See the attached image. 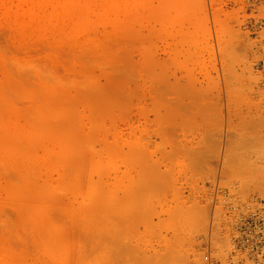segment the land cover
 <instances>
[{"label":"rangeland","instance_id":"rangeland-1","mask_svg":"<svg viewBox=\"0 0 264 264\" xmlns=\"http://www.w3.org/2000/svg\"><path fill=\"white\" fill-rule=\"evenodd\" d=\"M1 156L0 264H231L264 0H0Z\"/></svg>","mask_w":264,"mask_h":264},{"label":"built area","instance_id":"built-area-1","mask_svg":"<svg viewBox=\"0 0 264 264\" xmlns=\"http://www.w3.org/2000/svg\"><path fill=\"white\" fill-rule=\"evenodd\" d=\"M233 229L231 264H264V210L240 217ZM205 261L211 264L208 255Z\"/></svg>","mask_w":264,"mask_h":264},{"label":"bare ground","instance_id":"bare-ground-1","mask_svg":"<svg viewBox=\"0 0 264 264\" xmlns=\"http://www.w3.org/2000/svg\"><path fill=\"white\" fill-rule=\"evenodd\" d=\"M26 68L28 69H32V66L30 64H25L24 65ZM39 120H43L42 122H44L46 120L45 118V115H40L38 117ZM6 162V159L4 157H0V163L4 166ZM19 194H22V193H19ZM32 193H31V197H32ZM22 196H25L24 194H22ZM30 197V196H29ZM30 197V198H31ZM35 202H37L39 205H37V207L33 210V215L35 217H41L43 216V208L41 205H44V199H45V196H38V195H35L33 198H32ZM42 202V203H41Z\"/></svg>","mask_w":264,"mask_h":264}]
</instances>
